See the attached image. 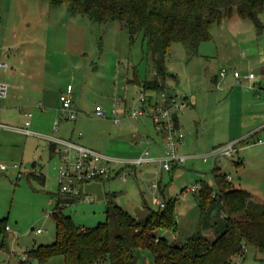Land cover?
<instances>
[{"label": "rangeland", "instance_id": "1", "mask_svg": "<svg viewBox=\"0 0 264 264\" xmlns=\"http://www.w3.org/2000/svg\"><path fill=\"white\" fill-rule=\"evenodd\" d=\"M259 17L262 28L233 12L213 25L212 38L202 42L195 54L188 53L182 43L175 42L165 57L170 74L166 78L169 92L185 96L192 102L197 99L196 104L179 114L180 128L185 134L180 153L194 156L171 172L162 171L159 184L161 194L165 192L166 199L175 200L177 231L154 232L168 245L181 246L196 232L199 218L197 192L187 188L198 189L202 181L214 184L212 170L215 165L233 179L234 187L243 188L254 199L264 201V143L239 142L238 152L229 157H218L216 164L210 154L214 147L230 142L228 129L234 133L240 130L233 87H223L214 80L222 81L221 72L225 70L226 78H232L235 87L240 86L232 76V68H240L237 65L240 52L245 53L247 59L253 57V65L259 64L256 61L257 43L264 41V10ZM17 30L29 32L38 39L39 54L47 58L44 71L55 78L56 85L64 87L68 82L73 83L77 111L75 126L67 120L61 121L68 122L64 124L69 130L74 126L75 133H82V140H92L99 148L116 138H124L126 132L129 135L130 130L137 127L136 119L125 113L139 106L142 89L129 79L136 72L141 78H154L153 61L142 34L131 42L119 21H93L86 15L72 12L64 3L53 6L48 0H0V38L5 31ZM230 60L232 65L228 63ZM244 68L243 71L248 73L249 68ZM252 70L259 76L258 68ZM145 93L153 95L149 90ZM116 97L122 100L118 106L122 122L118 125L111 116ZM125 99L127 106L123 114ZM96 106L107 113V117L98 116ZM139 121L151 137L161 138L149 116H142ZM124 125L125 133L121 132ZM261 135L264 137V133ZM32 138L33 141L36 139H29ZM32 146L25 154L20 146L0 149V163L6 165V169L0 168V219L5 218L9 227V230L0 231V264H19L27 252L55 240L51 212L57 196L62 195L58 185L60 159L48 156L44 140L36 145L37 150ZM106 154L119 157L111 152ZM239 160L244 164L241 168L236 166ZM27 164L33 165L27 168ZM41 173L45 177L44 183L34 177ZM114 173L110 171L103 179L86 182L84 200L63 206L62 213L70 215L78 227L93 228L104 222L106 197L109 196L137 221H146L149 210L158 209L146 186L155 175L138 186L133 179L125 182ZM202 235L208 240L215 238L213 228L204 230ZM134 253L139 264H156L149 248L136 247ZM29 261L40 264L35 258ZM44 264H64V258L55 255ZM97 264H108V258ZM229 264H264V251L249 246L242 259L235 258Z\"/></svg>", "mask_w": 264, "mask_h": 264}, {"label": "trees", "instance_id": "2", "mask_svg": "<svg viewBox=\"0 0 264 264\" xmlns=\"http://www.w3.org/2000/svg\"><path fill=\"white\" fill-rule=\"evenodd\" d=\"M48 1L53 6L64 3L72 12L93 21L117 20L131 42L142 34L153 61L154 78H141L136 72L131 82L152 92L167 89L166 78L170 74L165 57L173 43L180 42L188 53L195 54L202 42L212 38L215 23L236 12L262 28L259 16L264 10V0ZM212 176L214 184L202 181L198 185V227L181 246L168 245L154 235L159 230L178 229L172 198H164L162 209H150L146 221L139 222L107 196L104 222L82 228L75 225L70 215L62 213L63 206L78 201L81 196L59 195L51 212L56 229L54 242L27 252L19 264H32L30 258L44 264L55 255L63 256L64 264H97L106 258L108 264H139L134 253L136 247L149 248L156 264H229L235 258L242 259L249 246L264 251V202L254 199L247 190L234 187L216 165ZM34 177L45 182L42 174ZM6 226L5 218L0 219L1 232ZM208 228L214 230L213 240L202 235Z\"/></svg>", "mask_w": 264, "mask_h": 264}, {"label": "crops", "instance_id": "3", "mask_svg": "<svg viewBox=\"0 0 264 264\" xmlns=\"http://www.w3.org/2000/svg\"><path fill=\"white\" fill-rule=\"evenodd\" d=\"M259 38L260 37H258L257 40H259ZM38 43V39L31 36L29 32L20 33L19 30H17L16 32L5 31V33L0 38V63H5V65L0 66V80L5 81L9 84L7 97L3 99L0 104V123L6 124L11 127L20 126L23 123L22 119H24L25 117L24 113L31 112L32 117L30 128L33 131L62 138H71L89 148L102 153L111 152L121 158L136 157L146 148L149 149L151 155L153 156H160L163 153L164 137L161 134H159L161 135L160 139L151 137V135L148 133V130L146 131V128L143 127V124L139 121L140 118L136 119L137 127L132 128L129 132V135L127 134L128 132H126L124 138H116L107 145L99 146L100 149L98 148L96 142L88 139L82 140V134L78 136L77 133H75L74 126L76 119L74 121H68L74 125L70 130L64 124H67L68 122H59V130L54 131L53 125L59 121V95L63 90H65L68 84L73 83L68 82L64 87H62L61 85L58 86L56 85V81L54 80L55 78L51 74H46L44 68L47 65V58H43V56H40ZM257 46L258 59H256V61L259 64L253 65V61H255V59L253 57L247 59L246 54L240 52L237 63L240 68H232V76L234 79L237 80L234 73L238 72L239 74V83H237V85L240 86L235 87V85H233V79L226 78L225 70L224 74H221L222 81H219L217 78H215L214 80L215 83L223 84V87H233L230 88L232 89V92L235 91L233 101L238 108V113L240 116V130L234 133L228 129V132H230V141L249 136H262L261 134L264 133V41L260 40V42L257 43ZM228 63L229 65H232L231 60ZM244 67L249 68V71H253V67L256 69L258 68L259 76L255 71H253L255 73V78L253 80H250L248 77H246L249 71L248 73L244 72ZM131 80L129 79L130 82ZM74 93L75 87L73 85V101L74 107L76 109ZM196 103V98L193 102L188 98V107H192ZM126 106L127 101L125 99V103L121 110L123 114L125 112ZM104 117H107V113ZM121 122H114V124L118 125L121 124ZM177 123V125L181 127L180 117L178 118ZM0 129H4V131H0V149L2 147L8 146H20L23 153L25 154V151H27V149H29L31 145H33L32 147H35L34 150H37L38 148L36 147V145L39 144V142H43L44 140L47 144L48 156L50 158L58 156V154L54 150L53 144L44 138L24 135L22 133L14 131L11 128ZM121 130V132L125 133V131H123L125 130V125L121 128ZM136 130L138 131L135 132ZM30 137H34L36 139H34L33 141V138L29 139ZM187 155H189V157L194 156V154ZM237 163L236 166L239 168L243 167L244 165L242 160H239ZM33 164L27 165L28 167H31ZM0 168L6 169V165L4 163H0ZM119 168L120 167H117V169L113 170L115 172L114 176H117ZM155 168H157L156 164L153 166H142L139 168L138 174L144 172L143 176L146 178V180H149V178L154 175L152 170H154ZM161 176L162 175H160V181ZM230 180L232 181L233 179ZM85 184L87 183H84L81 187L83 196L86 195L84 190ZM163 193L164 198H166L165 192Z\"/></svg>", "mask_w": 264, "mask_h": 264}, {"label": "built area", "instance_id": "4", "mask_svg": "<svg viewBox=\"0 0 264 264\" xmlns=\"http://www.w3.org/2000/svg\"><path fill=\"white\" fill-rule=\"evenodd\" d=\"M5 63H0V66ZM224 74V71L221 73ZM235 77L239 81V74L235 72ZM246 77L250 80L255 78V73L250 71ZM138 97L139 106L126 111L128 116L138 119L142 116H149L154 124L156 131L164 137V151L160 156L151 155L148 148L144 149L138 156L132 158H121L112 156L106 153L99 152L89 148L74 139L62 138L54 135H46L33 131L31 126V112H25V119L20 126H8L0 123V128H11L14 131L24 135L37 136L46 139L53 144L55 152L60 159L58 168V185L62 195H80L84 200L82 193V185L91 180H96L100 177H105L110 171L120 167L117 176L122 180L133 179L138 185L146 182L143 176L144 172L138 174L139 168L142 166L158 165L157 169L152 172L155 179L146 184L147 189L152 192V200L158 207L165 206L163 194L160 192V175L162 171L170 172L173 166L182 164L186 161L189 155L181 154L180 147L185 138L184 132L176 124L175 119L179 114L188 107V99L185 96L176 95L169 92L168 89L153 91V95H147L143 88ZM9 84L0 80V103L7 97ZM60 106L58 107L59 121L53 125V130L58 131L61 121H74L77 116V111L73 101V85L68 84L59 95ZM121 102L120 97L115 98L114 108L112 109V119L115 123L121 122V117L118 115V106ZM95 112L98 116H106V113L96 106ZM82 133L78 132L80 136ZM246 141L247 144L264 143V137H245L236 139L225 144L216 146L212 149L211 155L216 161L218 157L232 156L238 152L237 147L239 142ZM14 166H17L16 164ZM160 174V175H159ZM227 179H231L227 175ZM190 191H196L195 187L187 188ZM6 230L9 227L6 226ZM37 231H40L39 229Z\"/></svg>", "mask_w": 264, "mask_h": 264}, {"label": "water", "instance_id": "5", "mask_svg": "<svg viewBox=\"0 0 264 264\" xmlns=\"http://www.w3.org/2000/svg\"><path fill=\"white\" fill-rule=\"evenodd\" d=\"M28 167V165H26Z\"/></svg>", "mask_w": 264, "mask_h": 264}]
</instances>
